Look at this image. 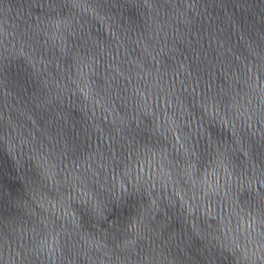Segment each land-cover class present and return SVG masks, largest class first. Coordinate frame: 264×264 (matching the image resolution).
<instances>
[{
    "label": "water",
    "instance_id": "1",
    "mask_svg": "<svg viewBox=\"0 0 264 264\" xmlns=\"http://www.w3.org/2000/svg\"><path fill=\"white\" fill-rule=\"evenodd\" d=\"M0 264H264V0H0Z\"/></svg>",
    "mask_w": 264,
    "mask_h": 264
}]
</instances>
